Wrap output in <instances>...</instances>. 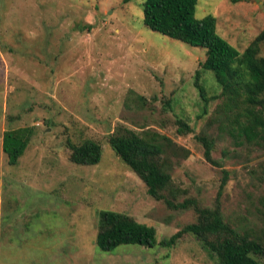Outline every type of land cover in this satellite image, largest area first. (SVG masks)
<instances>
[{
  "label": "rangeland",
  "instance_id": "obj_1",
  "mask_svg": "<svg viewBox=\"0 0 264 264\" xmlns=\"http://www.w3.org/2000/svg\"><path fill=\"white\" fill-rule=\"evenodd\" d=\"M142 2L0 0V264H216L191 234L170 248L98 249L102 210L153 227L157 242L196 220L192 206L147 194L107 142L120 128L156 131L187 151L165 147L174 204L217 205L264 244V138L238 136L211 71H201V100L205 51L146 28ZM207 15L242 52L264 29V0H198L195 18ZM177 120L192 132L178 133ZM22 127L32 134L11 166L2 135ZM196 136L213 139L215 164ZM85 139L101 145L96 165L69 161L67 141Z\"/></svg>",
  "mask_w": 264,
  "mask_h": 264
},
{
  "label": "trees",
  "instance_id": "obj_2",
  "mask_svg": "<svg viewBox=\"0 0 264 264\" xmlns=\"http://www.w3.org/2000/svg\"><path fill=\"white\" fill-rule=\"evenodd\" d=\"M197 3L198 0H143V24L152 32L203 49L205 60L195 72L194 82L201 100L205 104L208 102L200 84L201 71H211L221 88L225 111L232 112L238 136L249 142L264 138V56L260 55L264 29L239 52L218 35L215 16L195 18ZM176 124L178 133L192 132L182 120H177ZM31 134L32 129L28 127L4 131L2 152L8 165L18 163ZM196 139L204 147L205 160L215 164L211 155L213 139L205 136H196ZM107 142L120 161L145 184L150 197L176 209L192 206L196 220L157 242L153 227L126 214L102 210L98 214L96 234L100 251L113 252L122 245L170 248L184 235L191 234L216 264H263L260 261L264 259L263 242L225 222L217 205L215 208H200L191 199L178 204L171 201V176L166 167L165 147L179 148L187 154L185 149L149 129L136 132L120 128L108 136ZM67 146L69 161L73 164L93 166L101 160L102 148L95 140L85 139L79 144L68 140Z\"/></svg>",
  "mask_w": 264,
  "mask_h": 264
},
{
  "label": "crops",
  "instance_id": "obj_3",
  "mask_svg": "<svg viewBox=\"0 0 264 264\" xmlns=\"http://www.w3.org/2000/svg\"><path fill=\"white\" fill-rule=\"evenodd\" d=\"M3 136V135H2ZM2 140V139H1Z\"/></svg>",
  "mask_w": 264,
  "mask_h": 264
}]
</instances>
